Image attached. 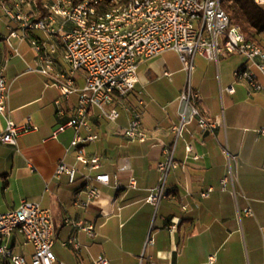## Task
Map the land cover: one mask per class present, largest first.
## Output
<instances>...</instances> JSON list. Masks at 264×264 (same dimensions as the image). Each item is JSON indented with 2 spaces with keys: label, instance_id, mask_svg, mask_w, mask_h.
Segmentation results:
<instances>
[{
  "label": "crops",
  "instance_id": "crops-1",
  "mask_svg": "<svg viewBox=\"0 0 264 264\" xmlns=\"http://www.w3.org/2000/svg\"><path fill=\"white\" fill-rule=\"evenodd\" d=\"M0 31L5 33L3 22ZM19 50L23 57L11 56L6 68L10 118L16 124L30 119L38 129L19 139L18 151L0 144V211H11L22 200L48 209L55 264H93L99 255L108 264H264V136L258 135L264 127V90L250 91L234 79L235 70L231 75L221 72L219 59L216 63L195 56L190 81L197 98L192 104L215 128L201 131L193 117L176 138L187 83L178 54L166 51L141 61L134 91L115 96L119 118L100 117L96 109L88 117L98 138L84 148L100 158V168L89 172L79 165L70 183L65 175H53L59 160L74 162V154L67 151L74 133L67 129L56 139L51 133L59 123L54 101L60 100L71 115L77 93L63 98L46 76L27 72L28 65H35V52L27 42ZM8 54L3 46L0 62ZM74 84L83 86L81 72ZM230 85L232 94L226 91ZM136 116L147 133L144 142L130 141L124 134ZM4 124L0 117V129ZM166 148H174L178 165L167 176L166 197L155 206L146 199L158 184L156 165ZM88 173L107 174L109 182L96 183L97 201L81 207L76 200L87 199L83 176ZM247 208L251 214L244 212ZM66 220L92 225L93 235ZM69 239L78 247L63 245ZM28 245L17 232L7 240L14 253L24 256ZM0 264L9 261L0 256Z\"/></svg>",
  "mask_w": 264,
  "mask_h": 264
},
{
  "label": "built area",
  "instance_id": "built-area-1",
  "mask_svg": "<svg viewBox=\"0 0 264 264\" xmlns=\"http://www.w3.org/2000/svg\"><path fill=\"white\" fill-rule=\"evenodd\" d=\"M253 2L264 5V0ZM42 8L43 13L36 0H0V22L5 29V33L0 31V53L3 46L9 50L8 56L0 62V117L5 122L0 129V144L18 151L19 139L38 129L30 119L21 124L14 123L8 104L7 63L11 56L23 57L19 45L27 42L35 52V65H28L27 72L46 76L63 98L77 93V105L71 115H67L60 100L54 101L59 123L51 138L56 139L67 129L74 133L67 149L74 154V162L59 160L53 175L55 179L65 175L73 183L79 174V165L89 172L100 168V158L89 156L84 148L86 143L98 138L91 132L88 117L96 109L100 117L111 121L119 118L114 107L115 96L124 97L134 91L141 61L153 59L166 51H174L180 58L188 87L181 95L182 109L176 138L180 136L182 126L193 117L197 118L201 131L215 128V124L206 120L192 104L197 95L189 81L196 55L216 63L220 57H242L244 62L233 72L234 79L246 83L252 92L264 90V48L247 40L238 27L231 25L222 8V0H47L42 2ZM36 33L42 36H32ZM59 51L61 65L56 59ZM78 72L84 77V84L79 89L74 84ZM165 76L170 77L168 73ZM226 91L232 94L234 87L230 85ZM82 131L87 134L83 135ZM124 134L130 141L144 142L147 139L137 116L125 127ZM258 135L264 136V127L258 130ZM164 151V159L156 165L158 184L146 199L155 206L166 197L167 176L178 165L174 160V148ZM30 169L34 170L32 166ZM83 177L86 179L87 199H77L76 204L86 207L98 199L100 191L95 184H107L109 176L88 173ZM130 184L134 187V178H130ZM207 195L203 193V196ZM244 212L251 214L249 208ZM65 222L93 235L92 225ZM16 232L33 248L31 264L58 262L52 250L54 228L51 213L40 203L22 200L15 209L0 211V256L11 264H27L24 255L14 253L7 246V240ZM68 244L78 247L73 239L63 243ZM108 263L104 255L93 261V264Z\"/></svg>",
  "mask_w": 264,
  "mask_h": 264
},
{
  "label": "trees",
  "instance_id": "trees-1",
  "mask_svg": "<svg viewBox=\"0 0 264 264\" xmlns=\"http://www.w3.org/2000/svg\"><path fill=\"white\" fill-rule=\"evenodd\" d=\"M37 3L43 13L41 0H37ZM222 8L227 13L231 25L238 27L247 40L256 42L264 48V42L262 43L260 37H264V9L261 6L255 4L253 0H222Z\"/></svg>",
  "mask_w": 264,
  "mask_h": 264
},
{
  "label": "rangeland",
  "instance_id": "rangeland-1",
  "mask_svg": "<svg viewBox=\"0 0 264 264\" xmlns=\"http://www.w3.org/2000/svg\"><path fill=\"white\" fill-rule=\"evenodd\" d=\"M261 7L264 9V5H261ZM251 33L254 34V32L251 31ZM261 39L263 40L262 43L264 42V37L263 36H260ZM21 52V51H20ZM22 53V52H21ZM23 54V53H22ZM26 56V55H25ZM198 56V55H196ZM243 58L240 57V56H229L227 58H223V57H220L219 58V66H220V71L223 72V73H231L236 69V64L237 62H239L240 60H242ZM178 62L182 65L181 61H180V58L178 56ZM190 86H191V81L189 82ZM185 88L188 87V84L185 83ZM1 193L2 191L0 190V196H1ZM23 239L22 241H18V244L20 245L21 243H23ZM25 250H27V256L26 259H27V264H31V255L33 254V248L31 245H28V246H25L24 247ZM6 263V262H5ZM9 264H11L9 262Z\"/></svg>",
  "mask_w": 264,
  "mask_h": 264
}]
</instances>
